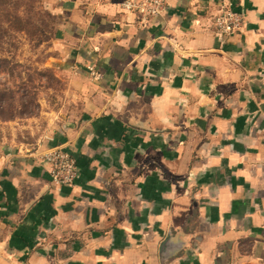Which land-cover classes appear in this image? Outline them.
Segmentation results:
<instances>
[{"label":"crops","instance_id":"0c3cea01","mask_svg":"<svg viewBox=\"0 0 264 264\" xmlns=\"http://www.w3.org/2000/svg\"><path fill=\"white\" fill-rule=\"evenodd\" d=\"M49 0L78 112L0 155V264H264V0ZM230 9L241 28L214 19ZM61 148L75 179L36 159Z\"/></svg>","mask_w":264,"mask_h":264},{"label":"rangeland","instance_id":"374dc122","mask_svg":"<svg viewBox=\"0 0 264 264\" xmlns=\"http://www.w3.org/2000/svg\"><path fill=\"white\" fill-rule=\"evenodd\" d=\"M48 2L0 0V155L30 149L78 112Z\"/></svg>","mask_w":264,"mask_h":264},{"label":"built area","instance_id":"2783aa9c","mask_svg":"<svg viewBox=\"0 0 264 264\" xmlns=\"http://www.w3.org/2000/svg\"><path fill=\"white\" fill-rule=\"evenodd\" d=\"M144 19L154 18L165 9V0H139L129 6ZM243 24V17L238 13L226 9L214 19V28L224 35H231L238 31ZM36 159L45 165L52 183L55 185H69L75 179V161L61 148H53L38 152Z\"/></svg>","mask_w":264,"mask_h":264},{"label":"water","instance_id":"95a60500","mask_svg":"<svg viewBox=\"0 0 264 264\" xmlns=\"http://www.w3.org/2000/svg\"><path fill=\"white\" fill-rule=\"evenodd\" d=\"M188 236L183 231H177L170 228L159 245L158 256L160 264H167L173 258L178 256L187 246Z\"/></svg>","mask_w":264,"mask_h":264},{"label":"trees","instance_id":"16d2710c","mask_svg":"<svg viewBox=\"0 0 264 264\" xmlns=\"http://www.w3.org/2000/svg\"><path fill=\"white\" fill-rule=\"evenodd\" d=\"M8 120L11 119V118H7Z\"/></svg>","mask_w":264,"mask_h":264}]
</instances>
